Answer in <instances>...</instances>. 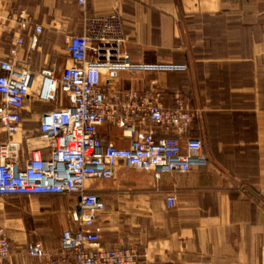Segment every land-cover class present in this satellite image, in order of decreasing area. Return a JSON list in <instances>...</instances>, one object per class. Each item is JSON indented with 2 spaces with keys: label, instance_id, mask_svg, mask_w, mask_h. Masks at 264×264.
<instances>
[{
  "label": "crops",
  "instance_id": "0c3cea01",
  "mask_svg": "<svg viewBox=\"0 0 264 264\" xmlns=\"http://www.w3.org/2000/svg\"><path fill=\"white\" fill-rule=\"evenodd\" d=\"M87 13L121 17L133 62L186 66L184 73H121L115 85L155 87L167 107L179 98L191 114L183 138H198L209 164L159 180L121 166L115 180L86 182L105 204L96 223L102 245H134L146 254L141 264H264V0H88ZM34 26L42 33L31 50ZM81 31L76 0H0V57L21 37L17 61L35 75L49 68L58 76L69 63V37ZM27 116L25 107L23 128L35 131L39 118L30 129ZM99 134L129 146L116 127ZM75 204L58 196L0 198L11 247L5 264H42L26 255L31 243L55 253ZM53 219L56 234L39 228Z\"/></svg>",
  "mask_w": 264,
  "mask_h": 264
},
{
  "label": "built area",
  "instance_id": "2783aa9c",
  "mask_svg": "<svg viewBox=\"0 0 264 264\" xmlns=\"http://www.w3.org/2000/svg\"><path fill=\"white\" fill-rule=\"evenodd\" d=\"M88 0H76L82 15L80 35L69 37V63L56 76L51 69L35 75L17 61L24 41L18 37L0 57V198L70 197L76 200L68 213L71 225L63 229L55 253L40 243L25 246L28 257L42 264H141L146 258L134 245L107 248L100 242L96 223L104 201L86 189L88 181H112L119 167L151 174L183 175L208 167L198 138L185 137L191 114L179 98L163 103V93L121 90L115 82L121 73L186 71L181 64H138L126 51V35L116 13L90 16ZM34 26L29 37L33 50L41 35ZM66 105L44 111L35 131L23 128L27 100L57 103V91ZM62 105V101L58 102ZM113 126L129 139L117 148L100 137L99 130ZM168 207L176 199L167 195ZM10 243L0 227V264L10 255Z\"/></svg>",
  "mask_w": 264,
  "mask_h": 264
},
{
  "label": "rangeland",
  "instance_id": "374dc122",
  "mask_svg": "<svg viewBox=\"0 0 264 264\" xmlns=\"http://www.w3.org/2000/svg\"><path fill=\"white\" fill-rule=\"evenodd\" d=\"M56 98L59 101H62V105H59V103H42V102H37L35 99L30 97L27 100L26 103V113L28 114L27 120L28 122L26 123L28 126L27 128L32 129L34 124L38 121V118L40 114L44 111H47L49 109H53L56 107H63L66 105V100H65V95L61 93L60 90L57 91ZM28 131V130H27ZM32 131V130H29ZM39 228H45L47 229L51 234H56L58 231V224L57 221L50 220L42 225H39Z\"/></svg>",
  "mask_w": 264,
  "mask_h": 264
},
{
  "label": "trees",
  "instance_id": "16d2710c",
  "mask_svg": "<svg viewBox=\"0 0 264 264\" xmlns=\"http://www.w3.org/2000/svg\"><path fill=\"white\" fill-rule=\"evenodd\" d=\"M184 73V72H183ZM50 110V109H49Z\"/></svg>",
  "mask_w": 264,
  "mask_h": 264
}]
</instances>
